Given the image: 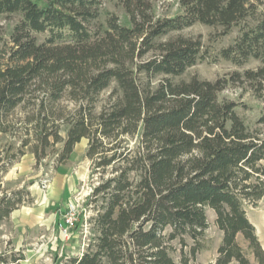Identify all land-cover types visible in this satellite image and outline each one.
<instances>
[{
  "label": "trees",
  "instance_id": "trees-1",
  "mask_svg": "<svg viewBox=\"0 0 264 264\" xmlns=\"http://www.w3.org/2000/svg\"><path fill=\"white\" fill-rule=\"evenodd\" d=\"M137 1L127 5L131 24L111 16L102 28V0H0V16L20 15L8 38L0 30V225L33 202L28 188L3 181L27 149L42 161L60 143L63 164L87 138L90 236L82 253L54 264H192L205 248L207 207L223 232L215 264H264L246 211L264 197V106L252 127L220 97L226 77L175 80L199 61L259 59L232 79L264 101V0H181L182 13L158 18ZM198 22L220 27L214 44L237 34L218 51L200 38L160 40ZM24 259L0 246V264Z\"/></svg>",
  "mask_w": 264,
  "mask_h": 264
},
{
  "label": "rangeland",
  "instance_id": "rangeland-1",
  "mask_svg": "<svg viewBox=\"0 0 264 264\" xmlns=\"http://www.w3.org/2000/svg\"><path fill=\"white\" fill-rule=\"evenodd\" d=\"M152 5L151 13L158 17H170L182 13L181 0H146ZM137 0H102L101 15L98 26L107 27V19L116 16L121 23L131 24L127 5L131 3L136 8ZM20 19L19 14L1 15L0 30L8 38L10 31ZM220 27L203 23H195L182 30L170 32L160 40L183 35L200 38L205 47L215 48L229 44L237 34V29L217 43H213L214 35ZM151 52L149 53V55ZM259 59H251L244 65H237L220 58L217 62L209 60L199 61L189 67L185 74L175 80L198 77L204 80H215L226 77L228 86L220 93V97L234 100L238 103V114L245 118L247 123L254 127L261 115L264 101L257 97L246 82L232 79L237 72L259 67ZM162 76L154 78L158 81ZM110 93L107 89L100 95L99 104ZM69 107L73 102L66 99L63 102ZM26 111L19 109L18 114ZM64 134V132H63ZM88 139L83 138L76 146L67 162L58 164V153L61 144L57 143L48 149V156L38 161L36 155L28 148L5 173L4 186L9 190L28 188L31 191L33 202L17 209L9 221L0 225V246H13L22 250L25 259L21 264H54L56 257L62 255H78L83 252L90 236L87 218L89 211L85 210L84 202L92 190L93 180L90 178L91 160L86 156ZM264 165V160H263ZM247 216L255 225L259 239L264 246V197L255 205L248 204ZM84 218H82V213ZM209 227L206 230L205 248L199 252L192 264H215L218 246L223 232L216 223V213L211 207L206 208ZM74 215V225L71 227L67 219ZM240 243L246 247L242 235ZM190 241V240H189ZM191 242V241H190ZM178 250L175 257L180 258L181 245L175 242Z\"/></svg>",
  "mask_w": 264,
  "mask_h": 264
},
{
  "label": "built area",
  "instance_id": "built-area-1",
  "mask_svg": "<svg viewBox=\"0 0 264 264\" xmlns=\"http://www.w3.org/2000/svg\"><path fill=\"white\" fill-rule=\"evenodd\" d=\"M74 219H75V218H74V215L70 216V217L67 219V223H68L69 226L72 227V226L74 225V223H75V222H74Z\"/></svg>",
  "mask_w": 264,
  "mask_h": 264
},
{
  "label": "crops",
  "instance_id": "crops-1",
  "mask_svg": "<svg viewBox=\"0 0 264 264\" xmlns=\"http://www.w3.org/2000/svg\"><path fill=\"white\" fill-rule=\"evenodd\" d=\"M15 211H16V210H15ZM15 211H14V212H15ZM14 212H13V213H14ZM13 213H12V214H13Z\"/></svg>",
  "mask_w": 264,
  "mask_h": 264
}]
</instances>
